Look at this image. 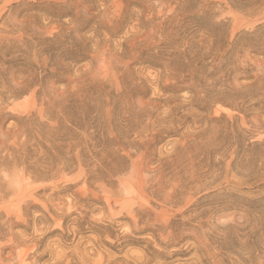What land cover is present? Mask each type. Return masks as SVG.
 Here are the masks:
<instances>
[{
	"label": "rangeland",
	"instance_id": "rangeland-1",
	"mask_svg": "<svg viewBox=\"0 0 264 264\" xmlns=\"http://www.w3.org/2000/svg\"><path fill=\"white\" fill-rule=\"evenodd\" d=\"M0 264H264V0H0Z\"/></svg>",
	"mask_w": 264,
	"mask_h": 264
}]
</instances>
